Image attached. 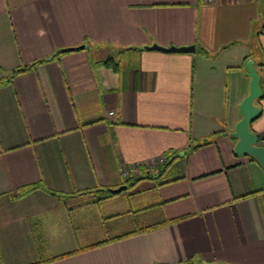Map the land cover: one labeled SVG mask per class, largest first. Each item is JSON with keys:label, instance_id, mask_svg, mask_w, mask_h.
Segmentation results:
<instances>
[{"label": "crops", "instance_id": "crops-1", "mask_svg": "<svg viewBox=\"0 0 264 264\" xmlns=\"http://www.w3.org/2000/svg\"><path fill=\"white\" fill-rule=\"evenodd\" d=\"M248 61L264 90V0H0V80L27 68L0 85L5 263L264 264V168L232 135ZM118 197L153 213L113 221Z\"/></svg>", "mask_w": 264, "mask_h": 264}, {"label": "water", "instance_id": "water-1", "mask_svg": "<svg viewBox=\"0 0 264 264\" xmlns=\"http://www.w3.org/2000/svg\"><path fill=\"white\" fill-rule=\"evenodd\" d=\"M85 47L87 45L68 47L58 50L56 54L83 49ZM133 48L140 50H159L169 53H190L196 50V45L166 47L154 43L152 45ZM247 67L248 75L251 77V89L249 95L241 103L243 118L237 124L235 131L232 132V135L238 139L234 150L240 156L252 157L264 168V146L258 144L259 135L251 129V124L258 118L260 113V107L255 102L263 96L264 90L261 86V74L256 69L254 62L248 61ZM126 188L127 185H123L117 189H111V191L121 192Z\"/></svg>", "mask_w": 264, "mask_h": 264}, {"label": "trees", "instance_id": "trees-1", "mask_svg": "<svg viewBox=\"0 0 264 264\" xmlns=\"http://www.w3.org/2000/svg\"><path fill=\"white\" fill-rule=\"evenodd\" d=\"M101 63L105 64L107 66H113L115 69H119L120 65H121L120 61L118 59L112 57V56L107 57L106 59L101 61ZM261 66H264V63L263 64L261 63ZM26 69L27 68L16 69L9 77L5 78L4 80H0V85L11 81L16 74H18L19 72H23ZM34 188H37V186L33 185V186L24 187L23 189L20 190L19 195H24V194L28 193L29 191L33 190ZM48 191L52 192L53 194H57L55 191H52L50 189H48ZM101 191H103V196L99 200H104L106 198H109V196H111L114 193L110 189H104V190H101ZM194 263H196V264L197 263L204 264L202 261H198L196 259L194 261L193 260L192 261L191 260L187 261L184 264H194ZM0 264H6L5 261H4L3 254H2L1 250H0Z\"/></svg>", "mask_w": 264, "mask_h": 264}, {"label": "rangeland", "instance_id": "rangeland-1", "mask_svg": "<svg viewBox=\"0 0 264 264\" xmlns=\"http://www.w3.org/2000/svg\"><path fill=\"white\" fill-rule=\"evenodd\" d=\"M123 193H125V191ZM114 198H112V199H114ZM127 198L128 197H118V199H122V202H121L122 204L120 206H118L115 211L120 212V213L122 212V214L118 218H114L113 221H120V220H124V219L133 218L134 216H131L132 211L136 212L137 219H139L145 215H151L153 213V212H147L145 210H139V209L141 208L140 205L149 204V203H152L153 201H155V199H156L155 197H142L143 200H146V203H143L142 201L136 200V197L131 199V203H127L126 201H123V200H126Z\"/></svg>", "mask_w": 264, "mask_h": 264}, {"label": "built area", "instance_id": "built-area-1", "mask_svg": "<svg viewBox=\"0 0 264 264\" xmlns=\"http://www.w3.org/2000/svg\"><path fill=\"white\" fill-rule=\"evenodd\" d=\"M206 3H213L219 0H204ZM110 114H115L114 111H110ZM258 144L261 146H264V135H259V139H258ZM137 167L132 168V169H128L127 171H125V174L127 177H129L132 173H136Z\"/></svg>", "mask_w": 264, "mask_h": 264}]
</instances>
